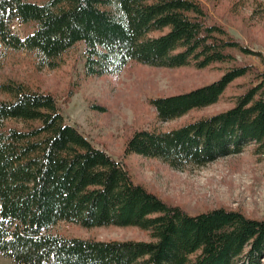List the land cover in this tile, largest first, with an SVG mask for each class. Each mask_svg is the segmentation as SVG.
Returning a JSON list of instances; mask_svg holds the SVG:
<instances>
[{"label":"trees","instance_id":"trees-1","mask_svg":"<svg viewBox=\"0 0 264 264\" xmlns=\"http://www.w3.org/2000/svg\"><path fill=\"white\" fill-rule=\"evenodd\" d=\"M19 20L23 33L11 28ZM0 39L56 68L84 45L87 75L152 66H224L193 89L151 98L170 120L219 100L237 78L228 109L181 126L137 128L125 154L171 166L205 164L252 144L264 155V69L238 55L259 51L235 37L200 0H0ZM0 255L16 264H256L264 219L223 206L189 213L133 179L126 164L68 121L54 93L0 81ZM60 221L84 227L137 226L149 240L69 236Z\"/></svg>","mask_w":264,"mask_h":264},{"label":"rangeland","instance_id":"rangeland-1","mask_svg":"<svg viewBox=\"0 0 264 264\" xmlns=\"http://www.w3.org/2000/svg\"><path fill=\"white\" fill-rule=\"evenodd\" d=\"M200 1L235 37L262 54V59L256 54H239L238 59L264 69V0ZM25 29L26 25L22 24L18 31L23 33ZM84 62L83 43L64 53L56 68L42 67L34 54L7 50L0 44V81L15 78L33 88L54 93L66 119L95 144L123 161L135 181L187 212L223 206L240 210L251 218L264 219V155L255 154L252 144L205 164L180 167L171 166L158 157L125 154L126 141L137 128L169 130L228 109L234 104V95L241 91L239 85L244 78L235 79L217 102L161 120L151 98L211 82L221 76L224 66L162 67L131 61L120 72L87 75ZM53 230L69 236L104 240L150 239L149 232L137 226L87 228L60 221ZM0 264L16 263L0 255ZM256 264H264V254Z\"/></svg>","mask_w":264,"mask_h":264},{"label":"built area","instance_id":"built-area-1","mask_svg":"<svg viewBox=\"0 0 264 264\" xmlns=\"http://www.w3.org/2000/svg\"><path fill=\"white\" fill-rule=\"evenodd\" d=\"M22 23L19 20H13L11 22V28L14 30H18L21 27ZM0 44L3 46L4 43L2 42V40L0 39Z\"/></svg>","mask_w":264,"mask_h":264}]
</instances>
